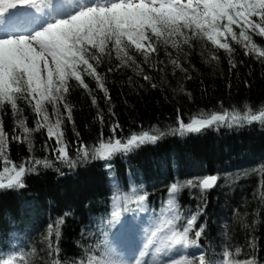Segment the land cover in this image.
I'll return each mask as SVG.
<instances>
[{
	"label": "trees",
	"instance_id": "obj_1",
	"mask_svg": "<svg viewBox=\"0 0 264 264\" xmlns=\"http://www.w3.org/2000/svg\"><path fill=\"white\" fill-rule=\"evenodd\" d=\"M231 40V54L217 50L206 38H193L191 46L181 43L179 49L161 44L147 62L134 48L129 49L139 68L131 61L121 64L112 52L97 66L107 96L91 76H84L88 89L70 80L66 100L72 106L73 120L67 121L63 104L58 105L56 119L64 121L61 130L71 165L53 153L56 140H49L46 128L35 130V113L23 100L18 102L22 112L17 116L10 106L0 110L3 130L9 136L4 157L34 169L25 175L24 188L0 191V228L32 231L29 249L17 264H88V247L81 230L90 225L89 216L110 217L107 207L112 206L116 189L127 187V176L132 193L147 191L150 196L146 200L160 207L171 198L169 187L181 185L176 202L188 213L204 210L208 242L228 240L230 250L237 251V260L264 264V126L244 130L213 126L196 138L176 132L178 123L187 122L192 115L254 112L264 106V57L251 49V55H245L242 44ZM254 42L264 51L263 37L255 35ZM212 54L218 58L212 59ZM172 60L180 66L173 65ZM110 67L113 71L108 70ZM45 108L52 117V105L45 103ZM20 119L25 120L30 133L19 128ZM115 125L119 127L113 132ZM143 132L159 139L130 153L116 154L110 161L93 158L101 140L115 137L126 141L132 134ZM13 134L23 142L11 140ZM26 135L32 141L31 151L23 139ZM82 145L87 157L80 151ZM4 157L0 163L12 166L4 163ZM35 160H47L50 167L36 165ZM200 170L217 173L219 182L214 189L185 186L183 181H196ZM182 171L193 175L177 178ZM61 220V238L57 240L55 229ZM222 227L225 229L221 231ZM4 261L16 264L13 259Z\"/></svg>",
	"mask_w": 264,
	"mask_h": 264
},
{
	"label": "snow or ice",
	"instance_id": "obj_2",
	"mask_svg": "<svg viewBox=\"0 0 264 264\" xmlns=\"http://www.w3.org/2000/svg\"><path fill=\"white\" fill-rule=\"evenodd\" d=\"M233 26L239 29L238 35ZM255 35L264 37V0H0V110L10 106L13 116H17L22 112L18 102L23 100L35 113V130L46 128L49 140L53 137L56 140L53 153L59 160L71 165L73 161L61 130L64 121L58 118L55 125L50 124L45 108V103L51 104L53 114L59 117L58 105L63 104L67 121L72 122V106L66 100L71 90L70 80L74 79L81 87L88 89L84 76H91L107 96L104 79L98 73L97 66L103 57L112 52L116 53L121 64L127 65L131 61L139 68L134 57L129 54V49L134 48L147 62L150 55L159 51L158 45L179 49L181 43L191 46L193 38H206L217 50L223 49L231 54L234 48L227 39L231 36L237 44L243 45L245 55H251L248 50L251 48L259 57H264V51L254 43ZM211 58L218 57L212 54ZM171 62L176 67L180 66L176 60ZM229 63L233 68L236 67L231 59ZM108 70L113 71L111 67ZM144 79L150 80V77L144 76ZM152 86L155 87L154 84ZM92 103L96 104L95 97ZM257 111L258 115L253 114L252 110L246 111L245 121L252 123L259 119L264 123V106ZM41 116L43 122L40 121ZM226 116L227 113H212L207 119L193 118L187 124L180 122L176 131L182 134L200 132L213 124L227 123ZM100 119L103 123V118ZM235 122L240 123V120L236 119ZM18 124L26 134L32 131L25 127V120L20 119ZM118 127L115 125L112 131L115 132ZM23 139L31 151V139L28 135ZM158 139L157 135L147 132L132 134L126 141L113 137L107 142L101 140L92 155L95 159L110 161L118 153H128L145 143H155ZM11 140L23 142L20 136L14 134ZM47 147L45 145V149ZM8 148L9 136L0 121V157H4ZM80 151L85 157L88 156L83 145ZM4 163L12 166L0 171V190L24 188L25 175L34 169L28 163L16 164L7 157H4ZM41 163L50 167L47 160H35L36 165ZM217 181V176L210 175L199 181L189 180L185 186L208 190L215 187ZM181 188L176 183L169 187L171 198L167 201V207L173 213L172 219L151 232L144 245L145 251L140 253L141 257L148 255L149 246L157 244L155 238L165 230L170 235L161 239L168 251L174 246H195L197 239L203 235V226H199L194 231L196 239L189 237L193 229L197 228L198 214H191L186 219L182 231L175 230L174 222L181 219L176 202ZM144 200L145 196L138 197V203ZM62 223V220L59 221L55 229L57 240L61 238L59 224ZM49 230L51 232L52 225H49ZM162 250L156 248L157 253ZM56 251H59L58 247ZM223 260L224 264H255L254 260H234L227 251ZM0 264L13 262L0 260ZM53 264L59 262L53 261ZM88 264H93L92 258ZM95 264L117 262L97 259ZM136 264L147 262L137 259ZM170 264L210 262L201 254L196 260L182 257L179 261H170Z\"/></svg>",
	"mask_w": 264,
	"mask_h": 264
},
{
	"label": "rangeland",
	"instance_id": "obj_3",
	"mask_svg": "<svg viewBox=\"0 0 264 264\" xmlns=\"http://www.w3.org/2000/svg\"><path fill=\"white\" fill-rule=\"evenodd\" d=\"M252 19H257L256 17H253ZM233 28H234V31H236L237 32V35H238V33H239V29L238 28H236L235 26H233ZM228 38H232L231 36H229ZM223 39V38H222ZM230 44H231V42H229ZM232 43H233V41H232ZM230 46H232V44L230 45ZM242 47H243V45H241ZM249 49H251V48H249ZM258 115V114H257ZM244 117L245 116H239V115H237V114H231V115H229V116H226V120H227V123H236L235 122V120L236 119H239L240 120V123L241 124H246L247 122L245 121V119H244ZM56 121H57V119H56V115H52V117H49V123L50 124H53V125H55V123H56ZM257 121H259V119H257L256 121H254V122H257ZM43 122V121H42ZM47 130V129H46ZM204 130L205 129H203V130H201L198 134H195V133H190L191 135H193V138H196V137H198L199 135H203L204 134ZM94 151L95 150H93V152H92V154L94 153ZM83 153V152H82ZM5 166H3V164H1L0 165V171H2L3 170V168H4ZM8 168H10V167H8ZM9 225H10V223H8ZM4 230H6V226L4 227V228H0V234H2L3 233V231Z\"/></svg>",
	"mask_w": 264,
	"mask_h": 264
}]
</instances>
